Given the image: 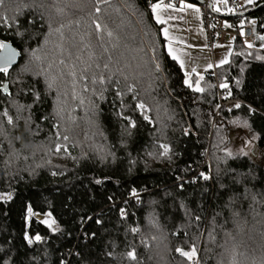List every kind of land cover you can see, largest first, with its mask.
I'll use <instances>...</instances> for the list:
<instances>
[{"label":"trees","instance_id":"obj_1","mask_svg":"<svg viewBox=\"0 0 264 264\" xmlns=\"http://www.w3.org/2000/svg\"><path fill=\"white\" fill-rule=\"evenodd\" d=\"M149 1L0 5V42L22 53L0 73V264H194L175 251L193 244L198 264H264V50L236 39L228 63L186 75ZM219 14L264 33V0ZM243 126L253 147L232 150Z\"/></svg>","mask_w":264,"mask_h":264},{"label":"crops","instance_id":"obj_2","mask_svg":"<svg viewBox=\"0 0 264 264\" xmlns=\"http://www.w3.org/2000/svg\"><path fill=\"white\" fill-rule=\"evenodd\" d=\"M243 1L246 3L245 0ZM183 2H188L187 4H192L195 8H199V12H196L194 8H184V10L181 11V5L178 6L179 8H169L161 5V9L159 10L161 18L166 21V23L161 24L163 25L162 33L166 40L167 51L169 42L171 41L174 54L179 57V59L175 60L180 66V62L183 61V67L181 68L186 74L205 73L210 70H215L217 67L221 66L220 61L225 58H227L229 62L231 58L229 53L232 54L233 52L234 42L229 41L225 45H219L214 50L211 49V53L205 36L203 16L199 4L193 0H184ZM217 4L226 7L224 6L225 3L220 2V0H215V5ZM153 14L156 19V13ZM165 28L168 29L167 37L163 31ZM229 43L233 45L232 50L228 47ZM209 64L212 65L211 68L208 67ZM193 69H195V72H193Z\"/></svg>","mask_w":264,"mask_h":264},{"label":"snow or ice","instance_id":"obj_3","mask_svg":"<svg viewBox=\"0 0 264 264\" xmlns=\"http://www.w3.org/2000/svg\"><path fill=\"white\" fill-rule=\"evenodd\" d=\"M4 2H5V0H0V5H3ZM220 2L227 3V0H220ZM248 2L251 3L252 0H248ZM45 5H46V0H32V4L30 6H34L37 9H42V8L45 7ZM167 7L171 8V7H173V5L169 4ZM184 8H194V10L196 12H199V8H195L194 5H192V4L183 5V7L180 10L183 11ZM160 9H161V4L160 3H154V4H152V11H153V13H156V20H157V22H159V23H166V21L163 20L161 18L160 14H159V10ZM214 10L215 11H219L220 9L219 8H215ZM96 11L99 12L100 9L97 8ZM41 17L43 18V14L42 13H41ZM170 19H171V17H170ZM252 23H255V22L253 21ZM226 27H231V25H226ZM96 29L97 30H100L101 29V25L99 23L96 24ZM163 31H164L165 36L167 37L168 36V29L165 28ZM108 35H111V33H108ZM241 35H243V32H241ZM260 39L261 40H264V36L260 37ZM247 47L251 48V47H253V45L251 43H247ZM0 51L5 52V55L0 56V73H2L5 76H7L9 74V68L12 65L13 58L15 57L16 53H15L14 50L9 51L8 50V45H6L3 42H0ZM168 52H169V55H171L173 59H179V57H177L174 54V50L171 47V41L169 42ZM229 55H231V53H229ZM180 63H181V67H183V61H181ZM225 63H228L227 58L222 59L220 61V65H223ZM105 67H107V65H105ZM208 67L211 68L212 65L209 64ZM157 68L159 69V65H157ZM193 72H195V69H193ZM40 74L41 73H36V75H40ZM186 75H188V74H186ZM202 79H203V77L200 76V80H202ZM92 82L93 83H96L97 81L93 80ZM104 82H105L104 78L101 77L99 79V83L100 84H104ZM237 83H239V81H237ZM185 84H187L189 87H192L193 86L190 78L185 80ZM47 86H48L49 89H51L52 86H53L52 85V82L51 81H48L47 82ZM221 87H228V85L227 84H222ZM2 90L5 91V92H7L8 85L7 84H3L2 85ZM85 90H87V88H85ZM128 90L131 92V91H133V88L131 86H129V89ZM194 90L197 91V92L204 91V89L200 87V81L199 80H197L195 82V88H194ZM100 95L102 97L103 96V92H101ZM116 95L117 96H122L123 93L117 91ZM35 97H36V100H39L40 99V94L38 92H36L35 93ZM81 103H83L82 100H81ZM235 107L239 108L240 105L239 104H236ZM136 108L139 109V110H141V113L144 115V119L145 120H149V122H151L150 121V118L145 114V112L147 111V109H146V105L143 102L137 103L136 104ZM4 115H7V112L6 111L4 112ZM123 118L129 120L130 127H132V128L136 127L135 121H132L129 117H126V116L123 117ZM8 122L9 123H12V118L11 117L8 118ZM65 139H67V137H65ZM163 147L165 148V154H166L168 152V148L166 146H163ZM59 150L60 149L57 148V151H59ZM228 155H231V153L229 152ZM200 175L202 176V178L204 180L210 179V177L207 176V175H205L204 173H201ZM99 182L100 181H97V183H99ZM182 186L183 185H181V187ZM135 194L136 193L133 192V195H135ZM11 199H12V194L11 193H0V200H11ZM27 213H28L29 217H31L32 215H34L31 206H29L27 208ZM48 216L50 218L51 217V213H49ZM196 219L199 220L200 218L197 216ZM41 222L42 223H46L49 228H52L56 224L55 220H52V219L43 220ZM131 231L136 232V231H138V229L133 228V229H131ZM26 239L28 240V243L29 244L33 243V238H29V237L26 236ZM41 239H42V237L40 235H36L34 237V240L35 241H40ZM175 251L177 253H179L181 256L185 257L187 260L193 261L194 264H198V261L195 259L197 257L198 248H197V246L195 244H193L190 247L189 250H184L183 248L177 247L175 249ZM127 258L130 259V260H136L137 259L136 252L134 250L133 251H129L127 253Z\"/></svg>","mask_w":264,"mask_h":264},{"label":"built area","instance_id":"obj_4","mask_svg":"<svg viewBox=\"0 0 264 264\" xmlns=\"http://www.w3.org/2000/svg\"><path fill=\"white\" fill-rule=\"evenodd\" d=\"M184 0H150L149 5L152 9V4L160 3L162 6H180ZM203 16V23L205 29V36L208 41L209 47L214 50L219 45H225L229 41L239 39L242 45L249 50L263 51L264 43H260V37L264 36V33H259L255 30L252 24L242 23L240 18H230L219 14L214 10L215 0H202L198 3ZM232 11L236 13L243 12L245 10V2L243 0H231L230 2ZM231 25V27H226ZM243 32V35H241ZM251 43L253 47H247V43ZM245 103L240 99H222L220 97V107H226L229 109L237 108L236 104Z\"/></svg>","mask_w":264,"mask_h":264},{"label":"rangeland","instance_id":"obj_5","mask_svg":"<svg viewBox=\"0 0 264 264\" xmlns=\"http://www.w3.org/2000/svg\"><path fill=\"white\" fill-rule=\"evenodd\" d=\"M247 4H251V3H254L255 1L257 0H252L251 3L248 2V0H245ZM188 2H183L181 4L180 7H183V5H186ZM173 7H176V8H179L178 6H173ZM172 7V8H173ZM215 8H219L220 10L218 12H221V13H230V12H233L232 11V8L230 6H227V7H223L222 5H215ZM260 43H264V40H261ZM229 49L232 50V43H229ZM211 53H212V50L211 48L209 47ZM246 49V48H245ZM204 73H197V75H202ZM251 136L249 135V130L246 126H243L241 128V130L239 131H236L235 133V137H234V143L232 145V150H249L253 147L252 143H251ZM210 159V158H209ZM42 220H49V219H53V217L51 216L49 218L48 214L44 215L41 217ZM57 224H55L52 229H57Z\"/></svg>","mask_w":264,"mask_h":264},{"label":"water","instance_id":"obj_6","mask_svg":"<svg viewBox=\"0 0 264 264\" xmlns=\"http://www.w3.org/2000/svg\"><path fill=\"white\" fill-rule=\"evenodd\" d=\"M199 1H202V0H199ZM255 9H257V6L254 9L248 10V11H246L244 13H241V14H243V15H249ZM5 44L8 45V50L9 51L14 50L15 53H16L15 57L13 58L12 65L9 68V69H11L12 67H14L15 65H17L19 63V61L21 59V56H22V53H21V51L13 43H11V42H5ZM3 55H5V52L0 51V56H3ZM5 84L8 85V90L5 93H8L9 92V84H8V82H5Z\"/></svg>","mask_w":264,"mask_h":264}]
</instances>
